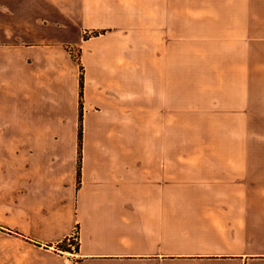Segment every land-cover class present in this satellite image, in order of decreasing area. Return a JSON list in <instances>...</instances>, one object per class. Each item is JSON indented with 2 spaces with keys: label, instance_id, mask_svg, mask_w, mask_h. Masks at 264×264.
I'll use <instances>...</instances> for the list:
<instances>
[{
  "label": "crops",
  "instance_id": "0c3cea01",
  "mask_svg": "<svg viewBox=\"0 0 264 264\" xmlns=\"http://www.w3.org/2000/svg\"><path fill=\"white\" fill-rule=\"evenodd\" d=\"M0 186L63 264H264V0H0Z\"/></svg>",
  "mask_w": 264,
  "mask_h": 264
},
{
  "label": "rangeland",
  "instance_id": "374dc122",
  "mask_svg": "<svg viewBox=\"0 0 264 264\" xmlns=\"http://www.w3.org/2000/svg\"><path fill=\"white\" fill-rule=\"evenodd\" d=\"M6 13L10 14V11ZM192 77L195 78L191 74L185 73L184 75V122L168 124L169 146H206L209 145L210 134H220L223 131L224 123L222 122L200 121L202 118L208 117L211 95L214 96L217 92L200 90L194 92L196 96L192 97L193 92L187 90L192 83ZM196 82L201 85L214 83L216 78L201 67L200 74L196 75ZM16 222L15 198L7 193L5 186H0V264H63V251L77 247L78 240L76 238L78 234L76 228L71 235L46 242L43 245L38 242L40 236L22 235ZM43 236L48 237V235Z\"/></svg>",
  "mask_w": 264,
  "mask_h": 264
},
{
  "label": "trees",
  "instance_id": "16d2710c",
  "mask_svg": "<svg viewBox=\"0 0 264 264\" xmlns=\"http://www.w3.org/2000/svg\"><path fill=\"white\" fill-rule=\"evenodd\" d=\"M81 83H82V80H81ZM81 105H82V102H81ZM82 136V128L80 129V137Z\"/></svg>",
  "mask_w": 264,
  "mask_h": 264
},
{
  "label": "built area",
  "instance_id": "2783aa9c",
  "mask_svg": "<svg viewBox=\"0 0 264 264\" xmlns=\"http://www.w3.org/2000/svg\"><path fill=\"white\" fill-rule=\"evenodd\" d=\"M72 237V236H71ZM74 237V236H73ZM74 238H76V237H74Z\"/></svg>",
  "mask_w": 264,
  "mask_h": 264
}]
</instances>
